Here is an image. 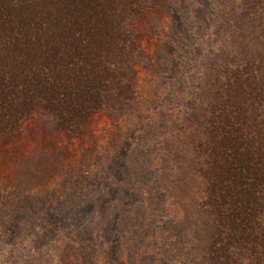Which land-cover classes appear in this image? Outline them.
<instances>
[{
    "label": "trees",
    "instance_id": "16d2710c",
    "mask_svg": "<svg viewBox=\"0 0 264 264\" xmlns=\"http://www.w3.org/2000/svg\"><path fill=\"white\" fill-rule=\"evenodd\" d=\"M143 5V0H0V139L19 131L39 109L72 136L82 135L89 115L103 107L130 112L139 59L135 19ZM240 11L227 32L209 37L203 65L189 72L192 65L182 67L162 112L181 113L178 134L160 129L151 150H161L165 177L172 182L185 154L171 150L170 142L186 138L202 177L197 211L188 212L183 228L176 227L188 234L179 247L187 264H264V0H244ZM171 155L177 161L172 165ZM74 199L72 194L71 200H57L53 207L62 214L49 226L67 223L58 218L64 214L78 217L80 200ZM26 205L39 208L31 200ZM68 206L74 211L66 212ZM166 211L160 220L168 224L172 215Z\"/></svg>",
    "mask_w": 264,
    "mask_h": 264
},
{
    "label": "rangeland",
    "instance_id": "374dc122",
    "mask_svg": "<svg viewBox=\"0 0 264 264\" xmlns=\"http://www.w3.org/2000/svg\"><path fill=\"white\" fill-rule=\"evenodd\" d=\"M243 3L143 0L135 19L139 59L130 112L103 107L89 115L82 135L72 136L39 109L19 131L0 139V264H187L179 253L188 236L182 228L188 212L197 211L202 177L186 138L170 142L171 150L185 154L172 182L165 177L161 150H151L160 129L178 134L181 113L162 112L182 67L192 65L189 72L204 64L209 37L227 32ZM170 161L177 162L174 155ZM72 194L80 200L78 217L64 214L58 218L69 225L49 226L62 214L53 205ZM26 200L39 208L29 209ZM83 204L87 210L81 212ZM165 207L172 226L160 220ZM73 211L68 206L66 212Z\"/></svg>",
    "mask_w": 264,
    "mask_h": 264
}]
</instances>
